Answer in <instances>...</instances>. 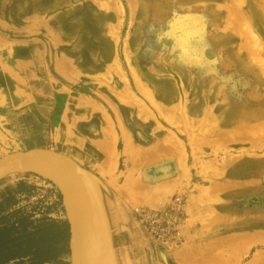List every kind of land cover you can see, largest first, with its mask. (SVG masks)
I'll list each match as a JSON object with an SVG mask.
<instances>
[{"label":"rangeland","instance_id":"374dc122","mask_svg":"<svg viewBox=\"0 0 264 264\" xmlns=\"http://www.w3.org/2000/svg\"><path fill=\"white\" fill-rule=\"evenodd\" d=\"M147 1L0 0L2 34L14 33L11 24L20 6L30 10L28 7L34 4L60 8L66 3L76 11L62 15L54 10V25L60 26L67 18L71 23L87 21L88 10L99 9L113 17L110 35L125 44L117 67L96 78L94 86L88 83L92 89L77 86L85 95L70 94V112L67 108L66 113L77 112V118L64 121L66 132L58 127L53 129L51 141L31 145L8 141L0 132V158L18 151L45 149L74 161L87 172L96 200L97 232L100 227L103 235L101 239L98 235L100 250L104 258L108 254L107 261L114 260L113 264H264V0H149L161 3L162 8L156 11L141 6ZM235 8H240L243 15L238 17ZM128 11L131 13L126 18ZM237 25L240 35L251 29L257 33L263 47L260 42L258 46H240L243 38L236 32ZM133 33H139L143 40L137 52L140 67L152 81L158 80L153 78L156 71H163L167 84L168 80L177 81L185 91L181 106L157 104L146 86L139 85L141 93H137L124 75L135 66L129 44ZM193 83L200 90L210 87L226 91L223 102L229 104L225 108L238 105L239 120L245 123L238 133H220L211 117L199 122L189 118L185 105L193 101ZM1 90L0 107L6 110L7 94ZM91 110L102 125V143L109 155L105 164L96 166L100 173L91 168L93 163L84 162L93 159L95 144L91 143L100 134L80 132L78 144L72 141L73 133L85 128V123L80 127V120ZM2 119L0 127L6 125ZM255 121L259 125H253ZM76 122L80 128L75 129ZM132 134L133 148L125 147L120 155L119 138L127 145ZM158 135L166 137L158 141ZM165 156L177 162V184L151 175L157 165L154 172L169 174V162L159 165ZM260 157L261 169L253 171V166L250 169L244 164ZM162 165L170 168L163 170ZM100 179L115 186L114 190L107 184L100 187ZM176 196L184 201L188 215L186 235L180 244L166 245L150 238L136 208L160 209ZM9 214L14 215L13 221L23 215L35 221L55 219L69 224L61 189L32 170L0 178V217ZM111 234L117 235L123 247L109 245ZM70 239L71 232L67 252L58 261L45 264H73ZM26 262L23 258L5 264Z\"/></svg>","mask_w":264,"mask_h":264},{"label":"crops","instance_id":"0c3cea01","mask_svg":"<svg viewBox=\"0 0 264 264\" xmlns=\"http://www.w3.org/2000/svg\"><path fill=\"white\" fill-rule=\"evenodd\" d=\"M23 2L21 3L24 6H29L28 2ZM141 4L143 8H146L145 2ZM24 6L18 8L19 10L14 17L15 20L11 24L14 27V33H0V88L2 89L1 92L7 94V104L5 105L7 109L4 110L0 107V119L3 118L2 120L6 125L0 127V132L6 135L8 141L13 140L31 145V143L38 144L40 141L48 143L52 140L53 129L58 127L63 129L62 133L66 132L64 131L66 128L64 121L67 123L71 119L77 118V112L68 115L70 112V94L85 95L80 92L78 87L85 86L92 89L88 83L94 86L96 78H101L113 66L116 65L117 67L121 62V53L123 54L125 44L122 39L117 40L110 35L109 25L113 23V17L111 14L107 15L105 11L90 8L87 21L81 20L77 23H71L70 18H67L62 20L63 24L56 26L53 24L54 19L51 16L54 10L62 15L72 14L76 10H71V7L66 3L62 4L60 8L52 5L39 6V4H34V7L30 6L28 7L30 10H28ZM130 13L131 11L126 13V18ZM127 27L131 30L130 25ZM71 30L73 31L71 32ZM133 34L129 44L132 48L131 52L134 53L131 63L135 66H133V70H127L124 75L129 79L132 87H135L137 93H141L140 89L146 86L152 92L157 104L163 107L179 106L185 91L182 90L177 81L168 80L167 84V81L164 80L167 76H163V71L153 73V78H158L157 81L150 79L149 73L144 72L139 65L140 55L137 52H139L138 46L143 44V40L138 36L139 33ZM139 85L141 88H138ZM218 90L213 88L210 90V87L208 90L205 88L200 90L193 83V101L189 100L185 105L186 113L195 122L202 121L205 117L213 118L220 127L219 132L222 134L233 131V134L238 133L241 129L240 126L245 125L239 120L238 105L231 107L232 109L225 108V105L229 104L228 101L226 104L223 102L226 91ZM67 108L69 109L68 114L66 113ZM82 115L84 114L79 115V117L82 118ZM64 116L66 117L64 118ZM95 116L93 110L89 115H84L83 119L80 120V127L85 123L83 129L78 127V122L74 124L75 129L80 128V130L77 129L78 132L73 133V143L78 144L80 132H84L86 135H96V133L89 131L88 126L96 122ZM99 120L103 121L102 118ZM252 124L259 125V122L255 121ZM203 125L209 124L204 123ZM95 126L99 128L97 134H100L99 138L91 143L95 144V149L86 146L89 150L93 148V159L83 161L87 165L93 163L94 168H91L100 173L96 166H102L109 155L106 153L105 144L102 143L103 137H105L101 132L102 125L96 122ZM158 137V141H162L166 135H158ZM60 138L62 139V137ZM120 138L121 145L119 148L117 146V151L121 152L120 155H122L125 147L127 149L129 146L133 148L135 139L133 134L129 135L130 144L125 145ZM68 145L67 148L73 149L72 146ZM165 151L167 155L170 153L169 150ZM166 162L171 165L169 174L162 171L154 172L157 165L153 168L151 175L161 178L164 182L179 183L180 174L177 162L171 157L165 156L163 159L160 158L159 165ZM244 164L249 165L250 169L253 166V171H255L257 168H262V158L246 161ZM239 175L243 174L239 172ZM258 175L261 177L260 173ZM240 177H244V175ZM99 181L101 182L100 187L107 184L108 188L114 190L115 186L108 181L102 179ZM99 225L100 221L98 227ZM98 231L100 239L103 238L100 227ZM109 245L115 248L123 247L122 242L117 239V235L112 234L109 236Z\"/></svg>","mask_w":264,"mask_h":264},{"label":"water","instance_id":"95a60500","mask_svg":"<svg viewBox=\"0 0 264 264\" xmlns=\"http://www.w3.org/2000/svg\"><path fill=\"white\" fill-rule=\"evenodd\" d=\"M32 169H42L51 174L63 190L69 215L73 264H91L97 238L93 199L85 173L70 160L43 149L18 151L0 158V178L12 171Z\"/></svg>","mask_w":264,"mask_h":264},{"label":"trees","instance_id":"16d2710c","mask_svg":"<svg viewBox=\"0 0 264 264\" xmlns=\"http://www.w3.org/2000/svg\"><path fill=\"white\" fill-rule=\"evenodd\" d=\"M13 214L0 217V264L27 258L21 264H45L58 261L67 252L70 237L68 222L55 219L30 220Z\"/></svg>","mask_w":264,"mask_h":264},{"label":"built area","instance_id":"2783aa9c","mask_svg":"<svg viewBox=\"0 0 264 264\" xmlns=\"http://www.w3.org/2000/svg\"><path fill=\"white\" fill-rule=\"evenodd\" d=\"M136 212L153 240L166 245L180 244L184 240L188 215L184 201L179 196L174 197L163 208L156 210L136 208Z\"/></svg>","mask_w":264,"mask_h":264},{"label":"bare ground","instance_id":"6f19581e","mask_svg":"<svg viewBox=\"0 0 264 264\" xmlns=\"http://www.w3.org/2000/svg\"><path fill=\"white\" fill-rule=\"evenodd\" d=\"M133 2V1H132ZM258 3V2H257ZM259 4V3H258ZM144 6H146V8L148 9V10H150L151 9V11H153V9L155 10L156 8H162L161 7V3H157V2H155V1H147V3H146V5H144ZM164 6V5H163ZM238 6V5H237ZM235 10H236V12L235 13H240L239 15H237L238 17L239 16H242L243 14H242V12H241V10H240V8H235ZM156 11V10H155ZM239 19V18H238ZM238 22H239V20H238ZM246 22V21H245ZM241 23V22H240ZM238 26V28L236 29V27H235V29H236V32L238 31V29H240V26L239 25H237ZM242 29V28H241ZM230 30V29H229ZM233 30V29H232ZM231 30V31H232ZM234 32H235V30H233ZM240 31V30H239ZM233 32V33H234ZM235 32V33H236ZM238 33V32H237ZM239 33H242V31H240ZM238 33V36L240 37H242L243 38V40L242 39H240V40H242V41H239L240 43H239V45L240 46H243V47H247V46H250L251 44L253 45H256V46H258L259 45V43L258 42H260L259 41V36L257 35V33L255 34V32H253V30L251 29L248 33H245L244 35H245V37H243L244 35H240ZM244 33V32H243ZM246 34H247V37H246ZM260 44H261V42H260ZM226 46V45H225ZM261 46L263 47V45L261 44ZM260 46V47H261ZM242 47V48H243ZM223 48H225L224 46H223ZM243 50H245V49H243ZM225 51V50H224ZM246 51V50H245ZM252 52V51H251ZM239 53H240V51H239ZM248 56V55H247ZM262 56V55H261ZM243 57V56H242ZM244 58H245V62H246V57L244 56ZM254 64H256V63H254ZM259 66V65H258ZM254 67V66H253ZM254 70V69H253ZM259 70V69H258ZM262 71V70H261ZM255 72V71H254ZM262 123V122H261ZM251 125V124H250ZM89 126V131L90 132H93V133H97L98 131H99V128H96V126H95V124H91V125H88ZM241 127V126H240ZM234 129V128H233ZM237 129V128H236ZM101 132H103V129L101 130ZM225 132V131H224ZM234 132V131H233ZM232 132V133H233ZM242 138V137H241ZM240 139V138H239ZM260 140V139H259ZM102 148V147H101ZM33 150V149H32ZM42 150V149H41ZM43 150H45V149H43ZM46 151H49V150H46ZM49 152H52V151H49ZM15 153V152H14ZM53 153H55V152H53ZM11 154V153H10ZM56 154V153H55ZM59 155V154H58ZM61 156V155H60ZM4 157V156H3ZM62 157H64V156H62ZM65 158V157H64ZM67 159V158H66ZM68 160H70V159H68ZM72 163H74L80 170H82L84 173H85V175H86V181H87V184H88V187H89V191H90V195H91V197H92V199H93V215H94V229H95V235H96V238H97V246H96V251H95V254H94V258H93V260L91 261V264H106L107 262H109V263H107V264H110V262H111V264H113V259H111V260H109V261H107V259H110L109 257H107V255H106V258H104L103 257V254H102V252H101V250H100V246H99V236H98V232H97V223H96V216H95V211H96V200H95V195H94V193H93V190H92V188H91V185H90V183H89V178H88V175H87V172H85L82 168H80L74 161H72V160H70ZM102 163V162H101ZM100 163V164H101ZM105 164V163H104ZM169 164V163H168ZM100 167V166H99ZM161 168L163 169V170H167V169H169L170 167H168V165H162L161 166ZM167 168V169H166ZM23 170H16V171H12V172H9V173H15V172H22ZM32 171H34L35 173H37V174H39V175H41V176H43V177H46V178H50L51 180H53L55 183H56V185L61 189V187L57 184V182L55 181V179L52 177V175L51 174H49L48 172H46V171H44V170H42V169H32ZM9 173H7V174H9ZM102 173V172H101ZM7 174H5V175H7ZM4 175V176H5ZM61 191H62V194H63V190L61 189ZM63 199H64V197H63ZM64 203H65V200H64ZM65 206H66V203H65ZM66 211H67V206H66ZM67 215H68V211H67ZM68 219H69V215H68ZM186 230H187V228H186ZM189 232V231H188ZM188 234V233H187ZM187 237V236H186ZM183 242V241H182ZM178 245V244H177ZM91 260V259H90Z\"/></svg>","mask_w":264,"mask_h":264}]
</instances>
